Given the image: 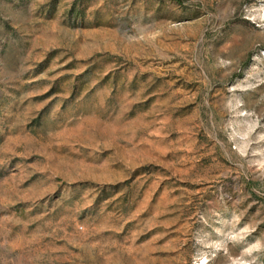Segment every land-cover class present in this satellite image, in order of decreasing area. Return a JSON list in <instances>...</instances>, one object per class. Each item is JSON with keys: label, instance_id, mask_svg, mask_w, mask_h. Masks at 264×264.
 Instances as JSON below:
<instances>
[{"label": "rangeland", "instance_id": "obj_1", "mask_svg": "<svg viewBox=\"0 0 264 264\" xmlns=\"http://www.w3.org/2000/svg\"><path fill=\"white\" fill-rule=\"evenodd\" d=\"M0 264H264V0H0Z\"/></svg>", "mask_w": 264, "mask_h": 264}]
</instances>
